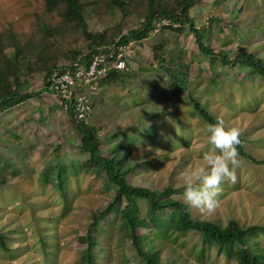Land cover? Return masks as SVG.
<instances>
[{
    "label": "rangeland",
    "instance_id": "374dc122",
    "mask_svg": "<svg viewBox=\"0 0 264 264\" xmlns=\"http://www.w3.org/2000/svg\"><path fill=\"white\" fill-rule=\"evenodd\" d=\"M101 7L105 11L99 7L98 13L89 8L82 12L95 33L111 31L119 20L115 8ZM190 16L196 28L206 31L207 47L230 56L243 47L264 63V0H202L191 8ZM139 17L128 16L123 31L137 27ZM59 21L56 14L44 11L43 0H0V34L10 30L23 43L35 42L40 27H54ZM162 39L167 41L166 59L188 67L186 91L216 121L238 128L243 151L256 161H264V82L249 69L208 63L198 53L190 33L159 32L157 28L148 38L120 50L129 61L125 60L120 82L100 86L94 94L85 90L93 104L88 123L98 129L100 153L110 156L120 147L128 153L127 162L133 168L127 175L130 185L171 187L176 191L172 196L185 202L182 174L204 167L202 154L214 150V146L204 132L205 122L194 114L186 91L171 87L164 73L156 70L151 47ZM56 45L52 52L58 62L63 60L61 51L86 50V41L80 35L71 43L58 39ZM0 61L12 62L13 49L5 48ZM12 80L21 92H30L33 97L0 112V232L8 247L6 251L0 249V264H80L87 227L93 223L91 215L107 207L112 188H106L103 171L85 175L79 170L77 164L84 159L76 150L79 134L71 126L60 97L44 88L42 74L33 72L23 86L19 80ZM112 136L116 138L107 139ZM62 158L73 160V173L62 184L48 174L47 182L44 175ZM239 159L232 178L222 183L214 209L188 205L194 219L221 226L235 220L243 227H264V164ZM60 189L65 191L64 196ZM136 206L144 212V202ZM178 215L176 209L162 214L166 219ZM94 229L98 237L93 245H103L108 255L100 264L134 263L125 244L117 240L114 215L94 223ZM138 235L140 244L153 241L143 230ZM164 242L184 259L172 254L171 264H236L216 247L202 246L194 232L168 237ZM249 243L254 251L264 250V233L251 237Z\"/></svg>",
    "mask_w": 264,
    "mask_h": 264
},
{
    "label": "trees",
    "instance_id": "16d2710c",
    "mask_svg": "<svg viewBox=\"0 0 264 264\" xmlns=\"http://www.w3.org/2000/svg\"><path fill=\"white\" fill-rule=\"evenodd\" d=\"M172 0H43L44 11L56 14L60 21L58 25L49 27L43 25L39 28V38L34 42H22L12 31L0 34V58L5 48L13 49V61L3 63L0 61V112H4L32 98L30 92H21L14 86L13 80L20 81L22 86L27 84L26 78L33 72L43 76V84L46 90H50L51 77L65 70H75L81 66H88L93 56L102 55L113 57L121 54V49L127 47L133 41H141L149 37L157 28L159 32L171 31L179 33L182 31L192 35L197 51L207 58L208 63H220L222 67L235 69L237 67L251 70L264 82V63L255 54L240 47L235 55L230 56L225 51L215 52L206 45V31L204 28H196L194 20L190 16V10L195 4L202 0H180L178 5L171 4ZM99 3V6L98 4ZM108 9L113 7L119 14L117 24L111 31L101 33L92 32L82 14L83 10L89 8L98 13L99 7ZM102 11H105L102 9ZM137 15L139 22L137 27L123 31L124 20L131 15ZM164 22V23H163ZM219 32L222 31L220 27ZM209 33V32H208ZM80 35L86 41V50L75 49L74 51H61L62 61L58 62L52 52L57 48L58 39L73 42L74 37ZM167 41L163 40L151 47L152 58L158 69L164 73L168 83L174 89L184 93L187 90V65L183 63L169 62L165 57ZM18 49H22L20 52ZM128 63V59L121 55ZM33 64V68L31 65ZM124 73L122 70H110L102 78L100 84L112 85L120 82ZM77 93L87 95L84 89L74 88ZM73 89V90H74ZM51 91V90H50ZM54 92V91H52ZM194 114H198L204 122L215 123V118L186 91ZM87 97V96H86ZM87 98L90 99L88 96ZM61 106L65 108L69 122L79 134V144L76 150L84 159L77 165L85 175H92L101 170L104 174L106 188L113 191L112 200L102 211L92 213L91 223L87 227L84 239L85 248L80 251V264H100V260L107 258V251L103 245L94 246L93 241L97 239L94 223L105 220L109 215H114V224L118 242L125 244L129 256L134 259L133 264H171L170 256L179 253L174 248L165 244L168 237L186 236L189 232L199 235L202 246L207 248L216 247L218 253L227 254L236 264H263L264 250L254 251L249 239L258 233H264V227L253 225L243 227L235 220L221 226L218 223L194 219L186 202L174 198L175 190L171 187L154 189L151 187H137L130 185L127 175L132 171V165L127 162L128 153H123L121 148L112 150L110 156L100 153L101 141L98 129L88 123L90 111L83 118H77L75 110L77 101L75 94L69 100L60 97ZM136 104V103H134ZM115 139L116 136L107 139ZM240 144L237 145L239 156L256 164H264V161H256L252 156L243 151V139L240 135ZM117 146V144H111ZM87 155V156H86ZM86 156V157H85ZM73 160L57 159L44 179L48 182V174L54 175L53 181L62 184L68 175L73 173ZM4 182V180H3ZM61 188V187H60ZM109 191V190H108ZM65 195V191L60 189ZM138 202L145 203L144 212L140 213L136 206ZM168 209H176L179 215L176 219H166L162 214ZM143 230L153 238L151 243H139L138 232ZM128 235V237L126 236ZM6 237L0 232V249L8 250ZM104 257V258H103ZM184 261V259H183Z\"/></svg>",
    "mask_w": 264,
    "mask_h": 264
},
{
    "label": "clouds",
    "instance_id": "9594fccd",
    "mask_svg": "<svg viewBox=\"0 0 264 264\" xmlns=\"http://www.w3.org/2000/svg\"><path fill=\"white\" fill-rule=\"evenodd\" d=\"M203 128L214 150L202 154L204 167H195L182 174L184 190L181 195L190 207L211 211L217 204L222 183L232 178L233 170L240 164L237 150L240 131L226 126L222 120L205 122Z\"/></svg>",
    "mask_w": 264,
    "mask_h": 264
},
{
    "label": "built area",
    "instance_id": "2783aa9c",
    "mask_svg": "<svg viewBox=\"0 0 264 264\" xmlns=\"http://www.w3.org/2000/svg\"><path fill=\"white\" fill-rule=\"evenodd\" d=\"M164 23V22H163ZM125 61L121 54L117 57L95 55L88 66H81L75 70H65L55 73L50 80V90L59 97L69 100L73 94L77 101V118H83L90 111L89 99L81 93L74 92L76 87L90 90L92 94L100 89V82L110 70H125ZM74 89V90H73Z\"/></svg>",
    "mask_w": 264,
    "mask_h": 264
}]
</instances>
